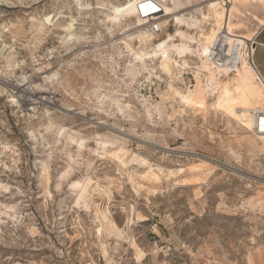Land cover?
Returning <instances> with one entry per match:
<instances>
[{
  "label": "rangeland",
  "instance_id": "374dc122",
  "mask_svg": "<svg viewBox=\"0 0 264 264\" xmlns=\"http://www.w3.org/2000/svg\"><path fill=\"white\" fill-rule=\"evenodd\" d=\"M89 1L0 0V264H264V145L210 86L206 109L181 101L196 47L172 74L150 57L172 17L129 40L142 62L134 18L111 34ZM242 1L235 32L256 40L264 6Z\"/></svg>",
  "mask_w": 264,
  "mask_h": 264
},
{
  "label": "bare ground",
  "instance_id": "6f19581e",
  "mask_svg": "<svg viewBox=\"0 0 264 264\" xmlns=\"http://www.w3.org/2000/svg\"><path fill=\"white\" fill-rule=\"evenodd\" d=\"M158 1H160L163 6V13L159 18V23L161 21H167L169 17H172L176 25V32L173 34L168 33L159 41L154 47L153 54L150 56L158 60V69H160L162 73L172 74L174 67L179 69L188 67L189 65L186 63L185 58L193 51L191 45L196 47L194 50L197 51L196 55L200 60L195 75L196 83L194 88H191L190 85L186 93L180 94L181 101L190 108H197L200 110L206 109L208 104L203 86H210L215 92V99L209 104L210 107L221 111L225 116L239 122L241 126L253 133L254 138L258 139L259 142L264 145V132H257L255 130L258 118L260 115H264V81L255 65H253L250 60L254 50L253 45L255 42L253 35L255 32L247 34L236 33L235 30L239 29L241 24L232 22V16L240 9H238L237 5L243 1L208 0L205 5L203 4L206 10L201 7L198 8V16H194L189 10L183 12L185 8L190 6L191 0ZM137 2L138 0H125L123 3L98 0L97 7L103 10L101 20L106 23V28L111 34H113L112 32L114 30L117 31L123 28L124 20L134 18L137 27L136 32H138V34L135 36H131L132 33L125 34L124 36L127 38L122 41V43L127 50L134 55L135 59L143 62V55H145V53L135 52L129 40L137 37V41H146L152 40L153 36L150 32L143 29V26L145 24L147 25V21L135 16V5ZM251 2H258L264 6V0H252ZM227 3H229L228 7L226 6ZM243 3L247 5L245 1ZM88 9H91L90 1L83 0V11ZM240 12L241 11H239V13ZM253 18L258 24H264V19L256 15H253ZM187 21L197 23L195 28L203 21V23L208 25V30L197 34L195 38L190 36L186 39L184 35L189 34L187 31L191 28ZM130 28L131 27L127 30ZM178 35H180V37H177ZM72 36L70 34L68 37L73 40ZM216 40L224 41L228 46L227 49L229 53L234 47V44H237L236 47L239 49L238 52L241 54V57L240 63L235 67L233 73L229 72L228 67L225 65L226 63L217 64L209 59V49L214 45ZM247 40L252 41L253 45L249 46ZM244 45H246V48ZM202 74L205 75L207 80L205 84L200 81L199 75ZM223 75H225L224 78L222 77ZM88 180L89 179H86L81 184L75 183V186L80 184L78 191L79 199L83 197L84 187H86L85 183L88 182Z\"/></svg>",
  "mask_w": 264,
  "mask_h": 264
},
{
  "label": "built area",
  "instance_id": "2783aa9c",
  "mask_svg": "<svg viewBox=\"0 0 264 264\" xmlns=\"http://www.w3.org/2000/svg\"><path fill=\"white\" fill-rule=\"evenodd\" d=\"M162 13L163 6L158 0H138L135 5V16L147 21V30L151 34L157 35L162 32V26L159 23ZM250 45H253V43L250 42ZM236 46L237 44L235 43L229 53L227 44L224 41L216 40L214 45L209 49L208 57L217 64L226 63L225 65L228 67L229 72L233 73L235 67L239 65L241 57V54L238 52L239 49ZM244 47L246 48V45ZM250 60L254 65L252 58ZM262 79L264 81V76H262ZM261 120H264V115H260L258 118L257 127L255 128L257 132H264L260 124Z\"/></svg>",
  "mask_w": 264,
  "mask_h": 264
},
{
  "label": "crops",
  "instance_id": "0c3cea01",
  "mask_svg": "<svg viewBox=\"0 0 264 264\" xmlns=\"http://www.w3.org/2000/svg\"><path fill=\"white\" fill-rule=\"evenodd\" d=\"M262 26L257 31V37H256L257 39L254 40L256 45H255V48H254L253 52H255V53L256 52L259 53L260 49H264V34H263V32H264V24ZM256 62H257L256 65L258 67V69L257 68L256 69L258 70L259 73L264 74V57L257 58Z\"/></svg>",
  "mask_w": 264,
  "mask_h": 264
},
{
  "label": "snow or ice",
  "instance_id": "6c2138e0",
  "mask_svg": "<svg viewBox=\"0 0 264 264\" xmlns=\"http://www.w3.org/2000/svg\"><path fill=\"white\" fill-rule=\"evenodd\" d=\"M260 124H261L262 129H264V120H261Z\"/></svg>",
  "mask_w": 264,
  "mask_h": 264
}]
</instances>
